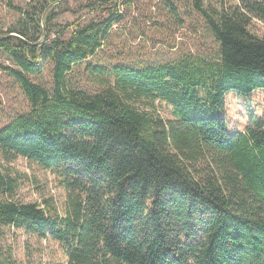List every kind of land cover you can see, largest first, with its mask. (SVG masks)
I'll use <instances>...</instances> for the list:
<instances>
[{
	"label": "trees",
	"instance_id": "1",
	"mask_svg": "<svg viewBox=\"0 0 264 264\" xmlns=\"http://www.w3.org/2000/svg\"><path fill=\"white\" fill-rule=\"evenodd\" d=\"M76 1L20 9L7 0L20 16L0 30L9 62L0 70L30 111L0 130V156L53 172L67 200L62 214L50 200L20 202L0 167V238L15 229L55 241L67 264H264V113L230 137L221 116L227 93L264 89V38L252 32L255 20L264 24V0L223 10L189 0L217 58L143 70L90 62L128 0ZM84 12L92 16L47 37L60 16ZM140 101L165 102L172 118H153ZM2 249L0 264H12Z\"/></svg>",
	"mask_w": 264,
	"mask_h": 264
},
{
	"label": "rangeland",
	"instance_id": "2",
	"mask_svg": "<svg viewBox=\"0 0 264 264\" xmlns=\"http://www.w3.org/2000/svg\"><path fill=\"white\" fill-rule=\"evenodd\" d=\"M125 1V0H124ZM175 13L166 0H128L123 6V22L115 26L105 48L90 62L108 68L118 67L143 70L180 61L187 57L217 58L219 47L210 34L205 21L197 14L189 0H171ZM29 0H14L16 7L26 8ZM73 7L76 0H70ZM208 8L219 10L239 4V0H205ZM20 14L11 10L7 0H0V30L7 31L14 26ZM92 16L87 12L79 15L66 14L55 22L48 38L60 35L67 25L77 19L87 20ZM252 32L264 38V24L254 21ZM4 54L0 52V66H8ZM51 66L44 70L43 82L51 88ZM85 75H82V79ZM41 81L38 78H32ZM79 80V79H78ZM80 82V80H79ZM83 86L84 82H80ZM87 87L94 89V84ZM138 108L153 118L168 120L172 109L161 101L150 103L140 101ZM29 103L19 87L0 70V130L15 118L29 112ZM264 113V89L251 94L233 90L226 94L221 116L227 120V135L242 132L253 117ZM0 167L17 180L16 199L23 203L43 204L52 201L62 214L67 200V192L60 179L51 171L22 157L5 162L0 156ZM0 246L12 264H67L62 246L51 240H40L23 230L5 229Z\"/></svg>",
	"mask_w": 264,
	"mask_h": 264
}]
</instances>
